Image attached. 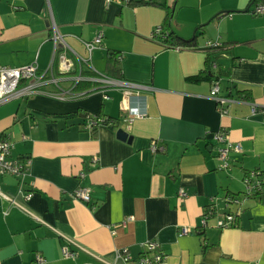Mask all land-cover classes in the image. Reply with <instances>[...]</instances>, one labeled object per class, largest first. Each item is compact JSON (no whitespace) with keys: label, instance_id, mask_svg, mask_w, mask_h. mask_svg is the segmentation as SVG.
<instances>
[{"label":"crops","instance_id":"crops-1","mask_svg":"<svg viewBox=\"0 0 264 264\" xmlns=\"http://www.w3.org/2000/svg\"><path fill=\"white\" fill-rule=\"evenodd\" d=\"M253 2L0 0V66L53 63L72 91L66 100L33 95L0 106V135L28 166L24 178L0 176V264H37L38 254L42 264H107L124 250L126 264H140L151 240L167 264H264V15ZM52 22L68 46L58 53L71 60L69 74ZM99 32L90 54L85 44ZM102 75L131 84L130 94L95 80ZM215 82L231 103L211 97ZM129 108L143 117L130 123ZM91 118L108 123L90 128ZM219 132L241 147L227 169ZM154 143L164 151L153 152ZM250 172L260 185L248 194ZM81 188L88 203L74 196ZM228 214L235 222L219 228ZM65 246L74 257H64Z\"/></svg>","mask_w":264,"mask_h":264},{"label":"built area","instance_id":"built-area-1","mask_svg":"<svg viewBox=\"0 0 264 264\" xmlns=\"http://www.w3.org/2000/svg\"><path fill=\"white\" fill-rule=\"evenodd\" d=\"M121 0H108V3L111 2H117ZM126 3H129L131 0H122ZM253 12L256 15H264V0H257L254 2L253 6ZM51 40L54 44L55 53L58 54V60L60 63V69L63 72V74H69L72 71L73 64L71 60L67 57L66 51L59 52V48H67V44L61 35L59 28L55 22L51 23ZM163 33L162 27H157L155 32L153 33V36L161 35ZM104 38V33L99 32L97 34V37L95 40L91 43H86V49L91 54L99 44H101L102 40ZM208 47L217 48L219 47L218 43H208ZM86 62V60L81 59L80 62ZM51 72V77L48 78L47 75ZM53 63L51 66L45 70V71H39V68L36 64H30L27 66H22L19 68H10V67H1L0 66V106L3 104H6L8 102H11L12 100H15L20 97L24 96H33V95H46L49 97L56 98L58 100H66L67 95L70 94L71 90H65L60 86V80H57L53 76ZM68 79V78H66ZM72 81H75L78 83L79 81L83 80V77L76 76L71 78ZM96 81L102 82L107 86L112 87H120L123 88L125 91V94H130L129 88L131 87V84L126 83H120L118 81L111 80L105 76H100L99 79H95ZM48 84H55L58 87V92L56 93H50L48 90H46L44 87ZM72 89V88H71ZM211 97L217 102L219 106H226L227 104L231 103V99L223 97L220 95V85L218 82H215L213 84L212 90H211ZM254 110V109H253ZM225 112V111H224ZM129 116L128 119L130 123L133 122L135 118H142L143 114L139 113L137 109L129 108ZM105 120L100 118H91L88 126L90 128H94L100 124H104ZM214 139L219 142L220 144H223L224 146L220 147L217 151L218 156L220 160L223 162L221 169H227L229 167V153L231 151L240 152L241 147L239 144L235 145L232 142L229 141L228 137L222 133H216L214 135ZM14 145L11 142V140L6 135H0V176H15L19 178H24L27 175V165L17 159H14L12 157ZM151 150L153 152L158 151H164L163 147L157 146L156 143H154L151 146ZM97 161V159H95ZM259 176L258 172H251L249 173L245 178V183L247 184V192L248 194H251L254 187H257L260 185V182H257V185L254 186L252 182L256 180ZM253 185V186H252ZM180 197L185 198L187 195L183 189L180 190ZM74 196L82 200L83 202H89L90 201V195L89 190L85 188L78 189L74 192ZM28 197H31L29 195ZM240 201L238 199H227V203H239ZM215 214L213 207L204 214L203 218V226L205 227L207 225L208 220L210 217H212ZM235 222V215L234 214H228L226 217L220 221H218V227L219 228H227L231 226ZM188 233V230L184 228L181 231L182 235H185ZM63 255L65 258L74 257L75 254L71 252L70 248L68 246H65L63 248ZM130 256L127 254V252L119 251L116 252L114 256V260L111 263L107 264H121V263H128L130 262ZM44 262V257L41 255L36 256V263L42 264ZM138 262L140 264H167L166 257L163 254L161 250V246L156 241H149L147 243V249L146 253L141 255Z\"/></svg>","mask_w":264,"mask_h":264},{"label":"water","instance_id":"water-1","mask_svg":"<svg viewBox=\"0 0 264 264\" xmlns=\"http://www.w3.org/2000/svg\"><path fill=\"white\" fill-rule=\"evenodd\" d=\"M117 136L122 141L128 140V142H131L132 140V137H130L129 134L123 129L118 130Z\"/></svg>","mask_w":264,"mask_h":264},{"label":"trees","instance_id":"trees-1","mask_svg":"<svg viewBox=\"0 0 264 264\" xmlns=\"http://www.w3.org/2000/svg\"><path fill=\"white\" fill-rule=\"evenodd\" d=\"M256 1V0H255ZM254 3V2H253ZM192 40H183L182 39V42H181V45H190V44H192ZM242 98H244V96L242 97ZM246 98V97H245ZM106 123H108V120H105V122H104V124H106ZM232 152V151H231ZM229 156H230V153H229ZM251 173V172H250ZM248 175V174H247Z\"/></svg>","mask_w":264,"mask_h":264},{"label":"bare ground","instance_id":"bare-ground-1","mask_svg":"<svg viewBox=\"0 0 264 264\" xmlns=\"http://www.w3.org/2000/svg\"><path fill=\"white\" fill-rule=\"evenodd\" d=\"M217 157H218L219 161L221 162V168H222L223 162L220 160L218 153H217Z\"/></svg>","mask_w":264,"mask_h":264}]
</instances>
